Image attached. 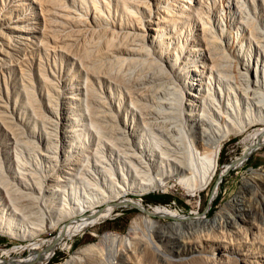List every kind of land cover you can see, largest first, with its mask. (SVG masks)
<instances>
[{
  "label": "bare ground",
  "instance_id": "bare-ground-1",
  "mask_svg": "<svg viewBox=\"0 0 264 264\" xmlns=\"http://www.w3.org/2000/svg\"><path fill=\"white\" fill-rule=\"evenodd\" d=\"M47 1L50 7L43 17L49 20L48 30L52 36H63L64 51L83 74L64 88L61 79L56 82L40 71L44 90L39 88L36 96L34 88L25 85V107L42 124L48 140L46 155L62 152L59 165L48 166L49 182L37 184L51 217L47 226L69 217L77 221L44 244L31 242L29 248L67 245L66 240L87 224L122 206L139 211L124 233L107 230L98 242L77 249L57 264H223L232 259L236 264H255L240 247L264 240L260 224L264 165L252 169L211 218L199 210L184 216L162 205L145 208L129 195L177 186L196 195L212 178L229 134L247 133L241 154L225 170L264 144V0H221L215 11L228 12L231 19L226 24L233 29L225 31L223 25L221 38L213 32L215 18L208 0H114L122 15L118 31L103 16L102 0H68L72 5L78 2L80 11L86 9L80 13L67 8L66 1ZM103 3L109 11L110 1ZM156 15H161L164 25ZM124 63L129 66L123 71ZM102 77L125 87L130 104L124 111L130 116L123 114L119 102L115 101L119 104L114 110L98 90ZM254 125L259 126L247 132ZM91 135L92 147L86 144ZM33 136L29 134L27 140ZM52 139L62 144L59 150ZM27 140L19 142L18 169L25 164L22 153L34 152L25 144ZM114 166L121 173L115 182L110 176ZM100 179L107 188H99L96 181ZM80 184L89 192L79 194ZM0 190L9 202L0 197V234L30 238L45 228L44 213L37 220L35 216L28 223L17 222L14 209L9 208L19 198L15 200L7 185ZM167 217L173 219L162 220ZM9 263L0 260V264Z\"/></svg>",
  "mask_w": 264,
  "mask_h": 264
},
{
  "label": "rangeland",
  "instance_id": "rangeland-1",
  "mask_svg": "<svg viewBox=\"0 0 264 264\" xmlns=\"http://www.w3.org/2000/svg\"><path fill=\"white\" fill-rule=\"evenodd\" d=\"M62 1L64 2L66 1L64 5H66V7L69 6L67 8H70L72 10L75 8V10L73 11H75L76 13H80L86 10L85 9L80 11L77 8L78 2H76L75 4L73 3L74 5L73 6L71 2L68 0H61V2ZM108 1H110L111 4V7L107 8L110 9L109 11L105 9V5H104L105 3H103V0L100 1L102 3L101 7L103 8L102 12H105L103 16L104 17L106 16L105 18L109 20L108 23L110 22L111 25L115 24L114 26H116L115 29L117 30L119 24H121L120 22L122 15L120 10L117 9L115 1L114 0H108ZM208 1L210 3L211 8L213 9L211 10V15L213 16V18H215L212 23L213 32L215 33L216 36L221 38L220 36L224 33L221 31L223 25L225 27V31L227 30L233 31V29L230 28V26L232 27V25L226 24L231 18L230 16H228L229 15L228 12H224L225 14L223 15L215 11L221 7L220 6L221 0H208ZM49 3L50 2H48L47 0H0V165H1L0 170L3 168L0 172V186L3 184L7 185L13 190L11 192L14 195L15 200L17 201V199L19 198L18 199L19 201H17L18 204L17 202H15L18 206L10 205L12 207L9 208V210H12V208L14 209V214H16L15 219L18 218L16 220L17 222L20 223V221L21 222L23 221L24 223L25 222L28 223L29 221L34 219L33 217L36 216L35 218L37 220L38 219L37 217L38 216L41 217L42 214L44 213L43 218L45 220L44 224L46 225V226L44 225L45 228L42 229L43 231L41 230L42 232L40 231L38 234L30 238L17 237V236L14 237V236L0 234V260H5V262L7 261V263L10 262L9 264H57L63 261L64 259H66L70 254H72L77 249L89 243L98 242V238L107 230H114L124 233L127 230L130 220L133 217H135L139 212L137 208H133V207L132 208L122 207V206L114 207L109 211V214L104 219L87 224L81 231H78L71 238H68L66 240L67 245L60 246L59 244L56 245L55 243V245L51 247L43 246L41 248L42 244H44L49 239L57 236L63 227L68 225L70 226L73 222H76L77 217H71V218L69 217L66 220H62L59 222V224L55 225L54 227L47 226L48 224L51 223L50 220L51 217H49L48 215L49 213L47 211V207L43 202L42 195L39 196L40 194L37 184L39 183L43 185L47 183L48 180L51 179L50 176L51 174H48L50 173V171H48L49 169L48 166L51 165V167L52 166L55 167V165L56 166L59 165V162L62 159L60 157L62 152H60L59 146H61L62 144L60 142H57L55 139H52V141H54L56 145L58 144L57 149L59 150L58 151L59 153L56 155L58 158H56V156L52 157L51 155L50 157L47 156L49 153V151H47V146H46L48 141L47 137L44 135L45 134L44 130L42 131L43 129V127L41 126L42 124H40V122H36L35 121L36 119L33 118L34 117L33 114L30 112L29 109L26 108L27 106L25 107L26 96L24 89H25V85H31V87L34 88L33 90L36 91V96H37L38 94L37 91L39 90V88L43 87L42 86L43 81L40 77V71L45 72L44 74L46 76H48L49 78H51L56 82L57 80L61 79L64 88H67L66 84L70 83V81L73 82L78 81V78L81 77L83 74L77 62H74L75 60L72 58L71 54L68 55L69 53H66L64 51L65 49H63L62 46L65 44H63L62 42L65 41L64 43H66V40L63 39V36L62 37L57 35L52 36L48 30L49 20H47L46 17L45 19L43 15L47 16L46 14L48 13L47 9L50 7ZM216 5L220 7H217ZM88 7L91 9V5H88ZM160 14L163 15V13ZM161 15H156L157 17L156 16L155 17L156 19L159 18L158 20L160 21V24H163V22L161 23L162 21L160 18ZM220 17L222 18V20ZM46 20L47 22H44ZM88 23L90 24L89 21ZM220 31L222 32V34H220ZM222 36H224V34ZM57 37L59 39L58 41L56 40ZM180 42H183V40L180 39ZM43 44H45V46L48 47V49L46 48L47 50L45 49V46H43ZM151 55L153 54H149L150 57H152ZM69 56H71L72 59ZM128 66L129 64L124 63V66L122 65V68L124 67L123 71L128 69ZM108 79L102 77L100 80L101 82L100 81L97 82L98 90L102 94H104L103 96L105 97V99L107 98L106 100H109V103L110 105L112 104L113 106L112 108L114 110L118 107V104L120 103L121 107L123 106L121 108V110H123L122 111L123 114L127 113L128 116H130V113L124 111L125 108L124 106H127V103L130 100L128 93H126V89H124L125 87L116 85L114 84V82L112 83V81H114L115 79L113 80L112 78H110L111 80ZM42 90H44V87L42 88ZM37 98H39V95ZM115 101L119 103H116ZM112 102H114L115 104H113ZM129 104L130 102L128 103V106ZM3 114L5 115L4 117H6L5 119L6 120L8 119L6 122L3 121L4 119L2 120ZM258 126L256 125L252 126L251 128L247 129V132ZM18 131L21 132L20 136L22 135L21 138L22 139L24 138V140L25 139L27 140V136L29 134L34 135L33 137H31V139L28 137L29 139L26 141L27 143H25V144H29L31 148L30 147L28 148H30L31 150L34 149V152H32L31 155H28V152H26L27 150H25V152L22 153V155L24 154L23 155L24 160H21V162L22 163L24 162L25 164L22 165L24 167H21V169L24 168L22 170L25 172H22V170L18 169L17 167L18 166L17 155L18 153H20L22 146L20 145V143L22 142L21 144H23L24 141V140L20 141L21 138L19 136ZM23 134H25L26 136ZM246 134H247L246 132L243 133L241 132L233 135L229 134L227 136V138L223 141L222 146L220 148L217 166L212 175V178L207 183V185H205V187H203L201 190H199L196 193V195L190 196L184 189L177 186L163 190H150L148 192L142 193L141 195L131 194L129 196H131L132 198L139 199L145 208H149L153 205H162L167 207L170 211L177 212L180 215L183 214L184 216L189 214L190 211L199 210V212L201 213L203 212L204 214H206L207 218L213 217L216 211L218 210V208L222 205V203L236 193L242 179L247 177L252 169L264 165V144H262L258 148L252 150L247 156L245 155L246 158L244 157L245 159L243 158L240 164L233 166L232 168H228L226 170L224 169L228 162H230L234 157L241 154L243 150L242 138ZM17 135L19 136L20 139L18 138ZM16 137L18 138V140L15 139ZM30 141L33 142L32 145ZM93 142L95 141L92 135L88 139H86V144L89 145L90 147L94 145ZM36 143L38 145H36ZM116 165L119 166L117 163ZM117 166L113 167V171H111L112 174H110V176L113 177L111 180L113 182H115L114 180L115 178L117 179V181L121 179L120 178L121 173H119L118 170L119 167ZM89 172L91 173L92 171L90 170ZM21 173L24 175H22ZM20 174L24 176L22 177L24 178V180L21 178ZM30 175L33 177H31ZM33 178H37V179L35 180ZM96 183L97 185L99 184L98 186L99 188H102V190L107 188V185H105V183L103 184L101 182V179L99 183L98 181H96ZM78 186L79 187L77 188V190L79 194H83V192L86 191L89 192L88 190H90L88 187L84 188L82 184ZM20 194L21 197H23L22 199L21 197H19ZM165 194L170 196V200L166 204L145 203L143 200V197L147 195L154 196L155 199H158L160 195H165ZM217 195H218V200L214 206V209L211 211L210 206L213 202V199ZM0 197H3V201L5 202L7 201L6 204L9 203L8 199H6L7 197L4 195V191L2 190H0ZM251 200L254 202L253 197ZM258 203L259 202L256 203L257 206H259ZM262 213L264 215V211H262ZM263 217L264 216H262V218ZM262 218L260 224L262 223L261 225L263 227L264 218L263 219ZM172 219H173L172 217H167L162 220L168 221ZM41 240L43 242L36 249V251L35 249L31 250L29 248V244L31 242H38ZM254 242L253 241L252 243L251 241L250 243L246 242L242 244L243 246L240 248L243 250V252L245 251L248 252L250 257L254 261H256L257 264L259 262H260L259 264H264V243H262L264 242V240L261 243L258 242V244L257 241ZM23 245L25 247H23ZM44 251L45 253H43ZM235 256L237 258H240V255L236 254ZM232 262L233 264L235 263V261H233L232 259L230 261L224 262L223 264H232Z\"/></svg>",
  "mask_w": 264,
  "mask_h": 264
},
{
  "label": "trees",
  "instance_id": "trees-1",
  "mask_svg": "<svg viewBox=\"0 0 264 264\" xmlns=\"http://www.w3.org/2000/svg\"><path fill=\"white\" fill-rule=\"evenodd\" d=\"M143 200H144L145 203H151V204H166L170 200V196L167 195V194H165V195H160L158 197V199H155L154 196L147 195V196H144L143 197ZM217 200H218V195L213 199V202H212V204L210 206V210L211 211L214 209V206H215Z\"/></svg>",
  "mask_w": 264,
  "mask_h": 264
}]
</instances>
